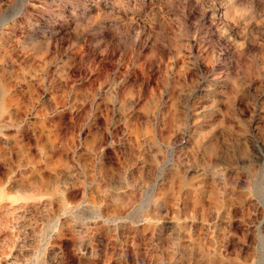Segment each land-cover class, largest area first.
<instances>
[{"label":"rangeland","instance_id":"obj_1","mask_svg":"<svg viewBox=\"0 0 264 264\" xmlns=\"http://www.w3.org/2000/svg\"><path fill=\"white\" fill-rule=\"evenodd\" d=\"M263 171L264 0H0V264H264Z\"/></svg>","mask_w":264,"mask_h":264},{"label":"bare ground","instance_id":"obj_2","mask_svg":"<svg viewBox=\"0 0 264 264\" xmlns=\"http://www.w3.org/2000/svg\"><path fill=\"white\" fill-rule=\"evenodd\" d=\"M259 191H260V195H261V199H262V201L264 202V171H263V174H262V178H261V182H260V184H259ZM3 194H4V192H3ZM4 197V196H3ZM2 206V205H1ZM5 211H7V210H5ZM10 212V211H9ZM3 219V218H2ZM2 219H0V221L2 220ZM2 222H4L3 220H2ZM9 222V221H8ZM10 225V224H9ZM0 231H1V229H0Z\"/></svg>","mask_w":264,"mask_h":264}]
</instances>
